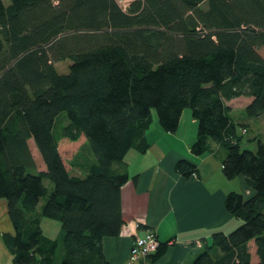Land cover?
Returning a JSON list of instances; mask_svg holds the SVG:
<instances>
[{
	"label": "trees",
	"instance_id": "trees-1",
	"mask_svg": "<svg viewBox=\"0 0 264 264\" xmlns=\"http://www.w3.org/2000/svg\"><path fill=\"white\" fill-rule=\"evenodd\" d=\"M118 1L0 0V199L13 263L107 264L102 240L123 224L124 157L147 151L152 110L174 133L189 109L190 152L220 146L224 177L242 176L253 191L226 195L241 223L203 239L192 264H264V145L240 149L242 125L226 105L251 98L245 114L264 115V0H130L126 10ZM66 60L68 73H58ZM61 113L68 124L57 130ZM84 142L95 161L80 166L81 177L68 160ZM174 169L196 173L185 159ZM40 217L60 222V242L42 234ZM166 249L159 243L151 261Z\"/></svg>",
	"mask_w": 264,
	"mask_h": 264
},
{
	"label": "crops",
	"instance_id": "crops-1",
	"mask_svg": "<svg viewBox=\"0 0 264 264\" xmlns=\"http://www.w3.org/2000/svg\"><path fill=\"white\" fill-rule=\"evenodd\" d=\"M242 100H245L243 107L251 102V98L239 97L226 105L233 111L234 105ZM152 123L145 135L147 151L130 150L123 159L128 175V181L120 189L123 224L118 236L102 240L107 264H127L132 241L149 230L160 244H167V249L154 262L148 257L133 264H192L201 251L203 239H209L214 232L229 233L241 223L225 210L226 195L237 192L246 197L253 193L242 176L232 180L224 177L225 151L220 146L213 144L212 151L201 156L190 152L197 124L189 110L183 111L174 133L164 132L157 119L152 118ZM243 128L246 130L244 125ZM33 156L39 161V155ZM181 159L196 166V173L188 179L174 169ZM37 168L41 171L44 165L38 162ZM39 212L37 209L36 214ZM13 234L6 201L0 199V264H14L2 239L3 235Z\"/></svg>",
	"mask_w": 264,
	"mask_h": 264
},
{
	"label": "rangeland",
	"instance_id": "rangeland-1",
	"mask_svg": "<svg viewBox=\"0 0 264 264\" xmlns=\"http://www.w3.org/2000/svg\"><path fill=\"white\" fill-rule=\"evenodd\" d=\"M58 0H54V3H56ZM130 0H120L118 1V5L123 9L126 10L127 6L129 5ZM258 53L260 56L264 59V49H259ZM70 65V61L66 60L64 62H60L55 64V68L58 73H68V67ZM245 100L239 101L234 105V110L231 111L230 116L233 119V121L237 124L244 125L246 128L247 132L246 133H241V129L239 130V134H241L240 137V142H239V147L240 149L246 150V151H251V152H256L258 149V142L264 145V117H248L245 112H244V105ZM243 107V108H242ZM189 110V109H187ZM190 111V110H189ZM152 118L157 119V114L155 110H152L151 112V120ZM58 122L60 123V126H58L57 130H60L63 126L68 124V120L66 118L65 113H61L58 116ZM153 125L151 121V126ZM31 149L35 155L36 158H38L36 155L37 154V149L34 145V143H31ZM76 151V150H75ZM71 160V163H76L75 167L71 170V174L73 175H78L83 177L84 174L79 171L80 166H84V163L86 161L93 162L95 161L94 155L88 145L87 142H84L79 149H77V152L73 158L70 157L68 161ZM41 161V158L39 157V162ZM38 163V160H37ZM44 184L46 187L49 189V183L48 181H44ZM237 191L238 190V185L236 186ZM46 198L44 197L41 199L37 209H40L41 205L44 203ZM41 228H42V234L45 237L51 238L53 240H58L59 242L61 241L63 237V232L61 229V224L59 221L56 220H51V219H46L42 218V223H41ZM232 231V230H231ZM230 231V232H231ZM138 262V261H137ZM136 263V262H134ZM128 264V261H127ZM133 264V263H132Z\"/></svg>",
	"mask_w": 264,
	"mask_h": 264
},
{
	"label": "built area",
	"instance_id": "built-area-1",
	"mask_svg": "<svg viewBox=\"0 0 264 264\" xmlns=\"http://www.w3.org/2000/svg\"><path fill=\"white\" fill-rule=\"evenodd\" d=\"M245 133V129L242 130ZM159 246L155 233L147 231L143 236H136L132 241L128 256V264L143 260L153 255Z\"/></svg>",
	"mask_w": 264,
	"mask_h": 264
}]
</instances>
